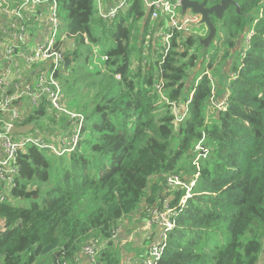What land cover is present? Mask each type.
<instances>
[{
	"label": "trees",
	"instance_id": "16d2710c",
	"mask_svg": "<svg viewBox=\"0 0 264 264\" xmlns=\"http://www.w3.org/2000/svg\"><path fill=\"white\" fill-rule=\"evenodd\" d=\"M238 1L243 10L255 8L259 22L251 49L240 51V64L218 83L208 70L198 74L205 65L212 70L222 50L232 64L243 25L231 18L222 27L213 20L225 38L214 39V50L203 55L199 46L208 33H176L163 61L165 46L158 44L166 22L152 21L142 0L108 21L97 15L96 0H58L70 42L64 49L71 65L61 75L64 105L84 116L80 141L62 157L36 147L20 154L14 202L0 204V264L73 260L91 241L101 243L96 264H121L113 231L141 203V224L148 210H165L168 198L177 206L188 190H171L172 175L195 185L159 264H264V0ZM161 78L163 95L156 87ZM189 101L178 121L170 103ZM48 112L67 121L59 131L79 130L80 119L55 116L47 102L24 110L22 125L33 126ZM53 134L44 135L50 141ZM24 200L30 204H16ZM143 230L136 229L139 238Z\"/></svg>",
	"mask_w": 264,
	"mask_h": 264
},
{
	"label": "built area",
	"instance_id": "2783aa9c",
	"mask_svg": "<svg viewBox=\"0 0 264 264\" xmlns=\"http://www.w3.org/2000/svg\"><path fill=\"white\" fill-rule=\"evenodd\" d=\"M142 2L152 21L164 19L166 22L162 29L165 32L160 33L165 41L164 61L171 50L174 35L180 33L183 37L186 36L191 20L185 18L186 15L182 16L183 0ZM96 5L97 15L108 21L115 19L119 13L128 11L132 6V0H114L112 6L106 0H96ZM258 22L259 19L256 18L244 38L246 47L242 50L243 55L251 49L255 36L253 28ZM67 37L63 31L58 0H0V204L14 202L13 191L22 178L18 159L28 147H36L57 157L73 153L78 147L84 116L66 109L64 84L61 81L67 62L64 44L70 43ZM105 60H108V57H105ZM156 87L159 94L163 95L165 87L163 78L159 79ZM44 102L51 105L57 117H60V113H65L73 119H80L79 130L72 134L69 131L61 137L51 138L50 141L47 140L48 136L40 134L39 130L33 129L24 135L10 133L15 126H25L22 125L25 120L24 110L30 114L34 107L38 108ZM189 103L190 101L186 105L170 103L178 121H182L187 115ZM26 105H30L31 109L27 110ZM215 105L219 110L224 108V104ZM200 156L199 154L196 158L197 163ZM167 182L173 191L187 188L188 192L173 208L170 204H173L174 199L168 198L165 201V210L159 208L148 210L150 214L142 224L145 231L144 240L149 241L148 249L141 257L142 262H136L137 264L160 263L169 247L178 216L192 198L191 188L195 182L188 186L178 175L168 177ZM3 231L5 223L0 217V233ZM123 231V227L113 231L111 241L115 245L121 243ZM100 249V241H91L84 246L78 257L56 264H96ZM133 261L132 259L131 262Z\"/></svg>",
	"mask_w": 264,
	"mask_h": 264
},
{
	"label": "rangeland",
	"instance_id": "374dc122",
	"mask_svg": "<svg viewBox=\"0 0 264 264\" xmlns=\"http://www.w3.org/2000/svg\"><path fill=\"white\" fill-rule=\"evenodd\" d=\"M42 11L45 12L44 9H42ZM256 17H257V15L255 16V18ZM185 18H189L191 20V23L188 26L189 27V33L192 30L194 33H197V35H201L203 37L206 36V34L208 32V28L205 25H201V26L198 25V23L200 22V17L199 16L194 15L191 11H189L186 14ZM252 26H253V22L250 23L249 29H251ZM253 29H255V28H253ZM162 32L164 33L165 30H162L161 33ZM222 35H223V33L221 32V30H219V33H218L217 37L215 38V40L218 41L219 39H221ZM162 44L165 46V41H164L163 37L160 36L158 46L162 47ZM245 47H246V45H245L244 41H242L241 43H239L237 45V47L235 49V54L236 55H234V58L232 59V64L229 67L227 66V64H226V62H225V60L223 58L224 50H222V52L219 53L217 58H215V60H214V68L212 70H210V69H207L206 65H205L204 69L201 70L198 75H202L204 73V71L208 70L209 75L214 76V78H215L214 81L215 82L216 81L218 83L224 82L225 78L226 79L229 78V75L232 72L233 65L234 64L235 65H239L240 64V61L237 58V55L240 53L241 50H244ZM210 48H211V51L214 50V45L212 47H210ZM86 51H87L86 48H84L83 49L84 55H85ZM209 62H211V61H209ZM210 112L214 113L215 111L210 109ZM62 123L67 124V121L64 120V119L61 121L60 118L56 119L53 116L52 112H48V114L45 117L41 118L33 126H34V130L35 131L39 130V133L42 134V135H44V133H48V132L51 133L52 132V133H54L53 135L55 137H61L64 134V132L67 133V132L70 131V129H69V131H66L67 128L63 132L59 131V127L62 125ZM200 149L201 148L197 147L196 150L198 151ZM197 156H199V154ZM191 185H193V183ZM16 204L21 205V206H28L30 204V201L24 200V201L16 203ZM142 210H143V203H141L139 205V207H138L137 211L134 213V215H136L137 213H139V215H140L142 213ZM127 222H128L127 225L129 227L137 226V223H135L136 222L135 218H132L131 220H129ZM140 237L142 239L145 238V231L144 230L140 232ZM247 240H248V237L244 238L243 242H246ZM132 241H133V239H129V241H125L124 242V244L127 245L125 249L121 248V243L119 245H117V244L115 245V247L117 249H119V257L121 259L120 260L121 264H130L132 259L134 260L132 262V264H137L136 262H142L143 259L141 257L146 254V249H147L148 244H142V242H140L139 245H137V247H138L137 248L136 246L131 245V244L135 243V242L134 243H130ZM140 255H142V256H140ZM263 259H264V252H263V255L261 257V260H263ZM49 260L50 259L47 258L46 256H41L38 259L36 264H38L40 262H43L44 264H48Z\"/></svg>",
	"mask_w": 264,
	"mask_h": 264
},
{
	"label": "water",
	"instance_id": "95a60500",
	"mask_svg": "<svg viewBox=\"0 0 264 264\" xmlns=\"http://www.w3.org/2000/svg\"><path fill=\"white\" fill-rule=\"evenodd\" d=\"M236 4L233 0H221L220 4L208 7V0L203 1L202 3L197 0H183L182 2V16H185L189 11L194 15L200 17L199 26L205 25L208 28V36L205 39L200 40L199 46L203 48L202 54L205 55L214 39L218 35L217 27L212 22L211 16L216 15L220 20L222 19V14H224L231 5ZM240 7L238 6V11ZM71 61L65 63V67H69ZM34 127L32 125H25L21 127H13L10 131L12 135H24L33 131Z\"/></svg>",
	"mask_w": 264,
	"mask_h": 264
},
{
	"label": "flooded vegetation",
	"instance_id": "af4514ba",
	"mask_svg": "<svg viewBox=\"0 0 264 264\" xmlns=\"http://www.w3.org/2000/svg\"><path fill=\"white\" fill-rule=\"evenodd\" d=\"M197 1L202 3L205 0H197ZM233 1L235 3H237V5L236 4L231 5L229 7V9L224 14H222L221 20L216 15H212L211 19H212V22L214 20L218 26L224 25L225 24L224 20H226L228 18H231L236 24L237 23L242 24L243 28L240 31L238 30V32L236 33L238 43H241L244 40L243 39L244 34L248 30L249 25L252 22V19L254 18L256 12H255V8L253 10H249V11L243 10L240 1H238V0H233ZM220 2L218 4H220ZM218 4H216V5H218ZM238 6L240 7L239 11H238ZM208 7H211V6L208 5ZM228 14H230V15H228ZM207 33L209 34V32H207ZM221 39L224 40L225 38L222 36ZM64 46H65V44H64ZM233 55H236L235 50L233 51Z\"/></svg>",
	"mask_w": 264,
	"mask_h": 264
},
{
	"label": "crops",
	"instance_id": "0c3cea01",
	"mask_svg": "<svg viewBox=\"0 0 264 264\" xmlns=\"http://www.w3.org/2000/svg\"><path fill=\"white\" fill-rule=\"evenodd\" d=\"M30 109V108H29ZM141 215V214H140ZM139 213H137L136 215H134V216H132L131 218H135L136 219V222L135 223H137V226H134V227H129L127 224H128V222L126 221L124 224V232H123V234L121 235V247H122V243L124 244V242L125 241H129V239H133V241L132 242H130V243H134L135 242V246L137 247V243H138V241L141 239V237L139 238V234L137 233V231H136V229L138 228V227H141V223H139L138 221H139ZM138 219V220H137ZM130 220V219H129ZM128 220V221H129ZM129 243V244H130ZM126 244H124V249L126 248ZM133 246H134V244H133ZM138 248V247H137ZM123 249V248H122ZM130 264H132V262L130 263Z\"/></svg>",
	"mask_w": 264,
	"mask_h": 264
},
{
	"label": "clouds",
	"instance_id": "9594fccd",
	"mask_svg": "<svg viewBox=\"0 0 264 264\" xmlns=\"http://www.w3.org/2000/svg\"><path fill=\"white\" fill-rule=\"evenodd\" d=\"M180 214H181V212H180ZM180 216V215H179Z\"/></svg>",
	"mask_w": 264,
	"mask_h": 264
}]
</instances>
